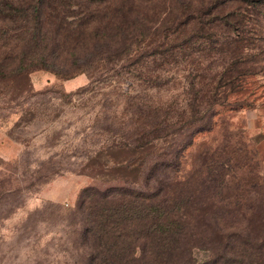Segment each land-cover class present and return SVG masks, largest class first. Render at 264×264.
<instances>
[{
  "label": "trees",
  "instance_id": "obj_1",
  "mask_svg": "<svg viewBox=\"0 0 264 264\" xmlns=\"http://www.w3.org/2000/svg\"><path fill=\"white\" fill-rule=\"evenodd\" d=\"M255 1L0 0L1 74L44 69L68 83L87 72L80 90L129 76L142 86L102 103L105 137L80 167L93 183L67 218L83 264H264V199L225 201L229 159L179 169L216 107L256 70L241 36ZM179 64L181 90L163 101L168 79L157 71Z\"/></svg>",
  "mask_w": 264,
  "mask_h": 264
},
{
  "label": "rangeland",
  "instance_id": "obj_2",
  "mask_svg": "<svg viewBox=\"0 0 264 264\" xmlns=\"http://www.w3.org/2000/svg\"><path fill=\"white\" fill-rule=\"evenodd\" d=\"M247 7L250 19L241 36L256 70L226 105L216 107L211 129L193 137L179 164L180 175L189 176L203 159L227 157L223 197L243 207L264 199V0ZM208 62L202 66L219 67ZM169 67L157 71L168 79L161 85L163 101L181 90L185 72L182 64ZM129 77L80 90L88 84L87 72L68 83L44 69L18 80L0 73V264H83L68 211L93 183L80 167L105 137L98 126L102 103L118 98L121 89L142 87ZM194 255L200 262L208 257L198 250Z\"/></svg>",
  "mask_w": 264,
  "mask_h": 264
}]
</instances>
